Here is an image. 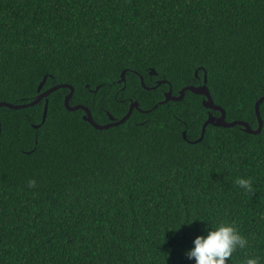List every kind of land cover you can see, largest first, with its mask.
<instances>
[{
	"label": "trees",
	"instance_id": "obj_1",
	"mask_svg": "<svg viewBox=\"0 0 264 264\" xmlns=\"http://www.w3.org/2000/svg\"><path fill=\"white\" fill-rule=\"evenodd\" d=\"M204 72L225 119L255 128L264 0H0V101L65 82L96 123L130 100L140 108L97 129L66 109L68 87L47 95L43 122L45 98L0 106V264H192L185 251L206 222L247 237L229 264H264V100L259 133L208 123L198 141L219 115L203 95L152 108Z\"/></svg>",
	"mask_w": 264,
	"mask_h": 264
},
{
	"label": "water",
	"instance_id": "obj_2",
	"mask_svg": "<svg viewBox=\"0 0 264 264\" xmlns=\"http://www.w3.org/2000/svg\"><path fill=\"white\" fill-rule=\"evenodd\" d=\"M149 72H150V74H152V73H154V70L151 69ZM124 74H125V70H122L121 73H120V79L118 80L119 82L124 80ZM139 77H140L141 84L144 87H146V88H150V87H148V86H146L144 84L142 75H140ZM44 81H45V77H43L42 81L39 83V85L37 87L38 91H40ZM162 82H166V83L169 84V82L167 80H165V79L157 80L156 84H160ZM59 87H68V89H69L68 93L64 97V106L66 107V109H68V110H75V109H78V108L82 109L84 111V114L82 115V118L87 120L91 125H93L97 129H103V128H107V127L112 126V125H117L119 123H122L130 115V113L133 110V108L140 109L138 107L137 100H130L129 106H128V110L126 111V113L120 119H117V120L113 119L109 115V117L111 118V121H109L107 123H102V124L96 123L93 120L91 112H90L88 107H86L83 104L71 105L69 103V99H70L74 89H73V86L71 84L65 83V82L64 83L54 84V85L46 88L44 91H40L36 95V97L34 99H32L31 101H29V102L11 103V102H7V101L2 100V101H0V106H7L9 108L18 109V108H22V107H26V106H30V105H33L35 103H38L42 98H45L43 111H42V119H41V122H43L44 119H45V115H46V111H47V105H48L47 95L49 93H51L52 91H54L55 89L59 88ZM151 87H154V86H151ZM186 90H190V91H193L195 93H199V94L203 95L204 96L203 99H202L203 106H205L207 108H210V109H213V110H218L219 111V115L218 116H215V115L211 114L210 112L208 113L206 119L204 120V122H203V124L201 126L200 136L197 139H195L194 141H198V140H200L202 138L205 126L208 123H211V124H214V125H219V126H225V127L234 126V125L238 124V125L243 126V129L245 131L253 133V134L259 133L261 131L262 126H263V120H262V118L260 116L259 104H260L261 101L264 100V94L261 95L260 97H258V99L254 103V111H255V114H256V118H257V126L255 128H252L248 124V122L243 121V120L227 121L225 119V110L221 106H219V105L214 103V101H213V99L211 97V94L209 92V89L206 86V73L205 72H204V75H203V82L201 84H199V85H193V84L185 85L179 90L178 94H176V95L172 94V89H171V86L169 84V88L165 92L164 98L161 101L155 103L152 106V108L156 107V105L158 103L165 102V101H167L169 99L179 100V99L183 98ZM33 126L37 127L38 125L34 124ZM183 137L185 138V133L184 132H183Z\"/></svg>",
	"mask_w": 264,
	"mask_h": 264
},
{
	"label": "clouds",
	"instance_id": "obj_3",
	"mask_svg": "<svg viewBox=\"0 0 264 264\" xmlns=\"http://www.w3.org/2000/svg\"><path fill=\"white\" fill-rule=\"evenodd\" d=\"M35 183L33 179L28 181L29 187ZM236 183L245 191L252 190V181L249 178H237ZM187 224L190 223L182 225ZM248 243L247 237L242 235L234 224L221 222L218 226L212 227L206 222L201 234L192 239L191 247L185 251V257L192 261V264H229L233 252L237 248H245ZM244 264H260V261L258 257L250 256Z\"/></svg>",
	"mask_w": 264,
	"mask_h": 264
},
{
	"label": "flooded vegetation",
	"instance_id": "obj_4",
	"mask_svg": "<svg viewBox=\"0 0 264 264\" xmlns=\"http://www.w3.org/2000/svg\"><path fill=\"white\" fill-rule=\"evenodd\" d=\"M155 85H156V83H155ZM155 85H153V86H155Z\"/></svg>",
	"mask_w": 264,
	"mask_h": 264
}]
</instances>
